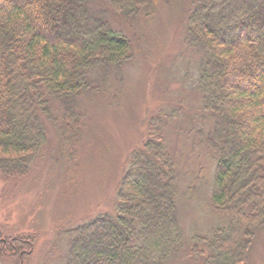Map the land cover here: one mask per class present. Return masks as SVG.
I'll return each mask as SVG.
<instances>
[{"label": "trees", "instance_id": "1", "mask_svg": "<svg viewBox=\"0 0 264 264\" xmlns=\"http://www.w3.org/2000/svg\"><path fill=\"white\" fill-rule=\"evenodd\" d=\"M93 1L0 0V171L6 178L25 176L43 156L48 121L59 124L64 144L76 150L85 123L78 97L96 95L94 82L132 59L130 39L90 14ZM98 1L133 27L150 3L167 0ZM249 1L190 3L182 39L201 56L194 88L203 123L180 134L172 126L180 106L146 121V139L127 157L113 214L66 231L72 238L65 264H167L179 253L180 169L166 146L171 131L178 141L192 136V151L202 146L213 163L205 196L198 198L192 185L182 196L199 201L205 219L214 220L204 234L189 236L185 257L248 264L250 246L264 230V4ZM23 240H7L0 231V260L22 264L31 246Z\"/></svg>", "mask_w": 264, "mask_h": 264}, {"label": "rangeland", "instance_id": "2", "mask_svg": "<svg viewBox=\"0 0 264 264\" xmlns=\"http://www.w3.org/2000/svg\"><path fill=\"white\" fill-rule=\"evenodd\" d=\"M192 1L150 3L139 13L133 27L104 3L94 0L89 4L91 15L130 39L133 56L120 72L108 73L94 82L96 95L83 93L78 97L85 123L76 150L70 151L64 144L59 124L48 121L43 156L25 176L10 179L0 171V231L7 240L30 241V252L22 264H65L67 242L72 238L66 231L113 214L127 157L145 141L150 117L180 106L182 116L172 124L179 132L203 123L199 115L201 97L194 88L201 56L187 48L182 39L184 14ZM219 1L237 5L250 2ZM254 1L264 4V0ZM146 14L152 15L145 17ZM168 133L166 146L169 142L180 169L176 218L182 246L167 264H197L185 257L189 236L204 234L214 220L205 219L199 201L188 202L182 196L189 185L198 198L205 196L213 163L202 146L192 151V136L181 135L178 141L175 131ZM0 264H15V260L9 257ZM248 264H264V230L250 246Z\"/></svg>", "mask_w": 264, "mask_h": 264}]
</instances>
